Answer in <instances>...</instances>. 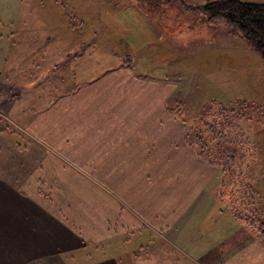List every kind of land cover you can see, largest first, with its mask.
<instances>
[{"label":"crops","instance_id":"obj_1","mask_svg":"<svg viewBox=\"0 0 264 264\" xmlns=\"http://www.w3.org/2000/svg\"><path fill=\"white\" fill-rule=\"evenodd\" d=\"M40 2L44 3L38 11L43 28L63 33V6L54 0ZM18 13L0 7V264H45L80 250L82 239L92 243L89 237L96 236L97 242L112 243L118 237L128 235L129 240L148 232L176 248L181 246L177 240L181 233L174 232L178 212L182 213L179 222L191 221L193 229L185 244L205 237L204 253L213 255L211 262L199 258V264H250V260H239L248 245L235 237L249 232L240 219L234 216L227 230L234 233L229 236L220 233L226 232L222 225L217 228L224 223L221 214L215 220L216 229L208 230V214L214 208L207 207L202 194L211 165L192 148L185 146V153L178 154L177 122L167 116L171 114V86L149 82L124 66L115 69L116 78L108 80V49L96 51L95 31H89L77 42L83 48L88 44V51L75 55L68 77L72 82L79 77L94 80L54 97L53 92L66 91L59 89L65 84V67L59 66L60 60L48 64V49L42 51L50 42L48 35L29 37V44L39 46L43 53L35 64L28 57L16 56L18 29H34L31 17L37 12H28V20L22 23L17 22ZM85 26L73 27L78 34ZM40 62L46 69L35 78L34 69L44 68ZM49 76L59 80L51 90L44 85ZM24 139L26 147L21 145ZM178 156L183 163L181 173L176 174L173 167L171 176L162 167L164 160L175 165ZM95 172L124 175L108 183L109 198L95 199L89 205L82 202L79 192L83 179L85 186L103 189L105 183L88 175ZM127 174L132 176L124 180ZM69 190L77 192L76 199L67 196ZM171 226L173 232H165ZM208 232H216V237ZM153 242L156 245L157 239ZM252 256L253 264H264V244L258 256ZM100 257L88 264H120L115 256Z\"/></svg>","mask_w":264,"mask_h":264},{"label":"rangeland","instance_id":"obj_2","mask_svg":"<svg viewBox=\"0 0 264 264\" xmlns=\"http://www.w3.org/2000/svg\"><path fill=\"white\" fill-rule=\"evenodd\" d=\"M40 1L44 0H0V7L2 10L4 8L5 10H20L19 16L16 17L17 22L22 23L28 20V12L38 13L40 11L44 4ZM207 1H173L171 5L166 6L149 4L146 0L144 4H140L141 9L145 11L140 10L139 12L134 0H54L55 3L61 4L59 7L63 6L66 23L63 33L62 30L43 28L44 23L41 22L39 13H33L31 22L34 29L25 27L18 29L14 45L17 54L15 55L28 57L35 64L43 55L42 51L45 53L48 49L47 54L51 59L48 64L52 66L60 60L59 66L64 65L65 67V84L59 89L66 91L65 93L61 90L53 92V96L62 94L65 96L69 94L67 90L78 83L87 81V86H89L94 80L91 77H79L74 80L75 83L71 81L68 74L73 67L75 55L83 54L89 48L88 44L83 48L82 45L78 46L77 42H81L89 31H95L94 49L96 51L108 49V80L116 78L115 69H121L119 67L124 66L132 70L134 75L138 73L140 78L149 80V82L154 81L156 84L160 82L158 84L162 87L171 86L168 105L174 111L167 116H172L177 122L175 145L180 151L178 154L185 153V146L192 148L193 152L198 154V150L189 144L187 139L191 125L189 122H192L195 125L193 133L196 135L193 137L195 143L205 145V153H210L214 157L219 150H225L228 144L223 142L215 146L219 139L209 144L208 142L214 136L207 130L206 122L212 121L214 115L219 117V104H223V107L239 109L241 103L262 101L264 98V63L259 54L241 38L212 29L208 26L206 18L191 8V6L203 5ZM244 1L264 2V0ZM79 13L85 17H81ZM80 23H85L86 28L80 29L77 34L76 27L78 28ZM46 35L50 36V42L47 46H43L42 51L39 46L29 44V37L41 38ZM42 65L43 69L41 65L34 69L35 78H38L37 74L40 71L46 69L43 63ZM58 83L59 80L55 76H49L48 81H44L48 90L56 88L55 85ZM238 122L240 126L233 128L231 132L244 133L247 146L238 147V152L242 157L237 159L231 171L225 173L221 172L218 165L211 164L201 157L211 165L207 175L208 184L202 198L207 199L208 208L209 206L214 208L211 214H208L209 231L216 229L215 220L219 219L220 214L224 218L222 219L224 223H218L217 228L222 225L221 229L226 232L220 233H223L224 237L234 233L227 232V230H231V225H233L231 223L235 217L244 223L245 229L249 232H240L235 237L237 240H246L248 245L245 248L246 252L239 255V260H250V264H253L255 259L250 256H258L264 244V144L261 132L256 131L258 125L252 121H246L245 118ZM172 131L171 126L168 135L170 132L172 134ZM26 144L27 141L24 139L21 145L26 147ZM165 159L162 157L166 164L162 167L168 168L171 176L181 173L179 170L183 167V163L179 161L181 157L178 156L175 159V165L173 163L171 166L167 158ZM173 167L176 168L175 173L171 170ZM164 173L162 171L161 176ZM88 175L105 183L101 190L85 186L83 179L81 192H79L82 202L93 205L95 199L104 202L109 198L108 183L113 184L114 179L121 178L124 174L95 172ZM88 175L86 174L87 179H89ZM131 176L127 174L123 179L127 180ZM118 180L124 182L122 179ZM76 191L73 193L69 190L70 193H67V196L76 199ZM122 191L124 192L125 189L122 188ZM234 210L239 211L238 215ZM196 213L199 216V213ZM181 217L182 213L178 212L174 232L181 233L177 239L181 246L176 248L171 247L172 245L164 239L155 238L146 231H143L146 233H143L141 237L133 236L126 240L129 237L126 235L118 237L112 243L97 242L99 237L96 236L89 237L92 243L82 239L80 250L61 255L62 257L56 256L47 260L45 264H88L106 255L117 257L120 264H199L201 263L199 258L211 262L213 255L204 253L207 249V247L204 248L205 237L195 238L196 243L190 246L185 244L188 232H193V229L190 227L191 221L179 222ZM165 232H173L172 226ZM208 234L213 238L216 237V232H208ZM154 238L157 239L156 245L153 244ZM208 244L209 242L207 246ZM41 262L37 261L32 264H41Z\"/></svg>","mask_w":264,"mask_h":264},{"label":"trees","instance_id":"obj_3","mask_svg":"<svg viewBox=\"0 0 264 264\" xmlns=\"http://www.w3.org/2000/svg\"><path fill=\"white\" fill-rule=\"evenodd\" d=\"M144 1L146 0H134V3L140 10L145 11L140 6V4H144ZM173 1L183 2V0H147L149 4L154 3L155 5L162 4L166 6L171 5ZM191 8L203 15L207 20L208 26L212 29L221 30L241 38L259 54L264 63V2L208 0L203 5L191 6ZM223 106V104L218 105L219 117L214 115L212 121L206 122L207 130L214 136L208 143L211 144L213 140L219 139L215 146H219L223 142L228 144L225 150H219L214 157L210 153H205V145L201 146L195 143L193 139V137H196L193 134L195 125L192 122L185 121L191 124L187 134L189 144L198 150L200 157L207 159L211 164L218 165L221 168V172L225 173L231 171L232 167L236 165L237 159L242 157L238 152V147L247 146L244 133H240V131L238 133L231 132L233 128L236 129L240 126L238 120L245 118L246 121H252L255 125H258L256 131L261 132L264 144V98L258 103H241L239 109ZM173 111L174 109L168 105V112ZM227 129L230 130L227 131ZM202 136H200L201 139H203ZM234 212L238 215L239 211L234 210Z\"/></svg>","mask_w":264,"mask_h":264}]
</instances>
